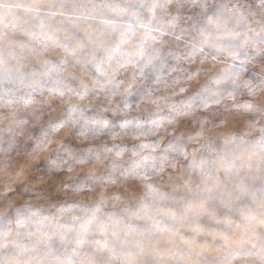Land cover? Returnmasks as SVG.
I'll use <instances>...</instances> for the list:
<instances>
[{"label":"clouds","instance_id":"9594fccd","mask_svg":"<svg viewBox=\"0 0 264 264\" xmlns=\"http://www.w3.org/2000/svg\"><path fill=\"white\" fill-rule=\"evenodd\" d=\"M0 264H264V0H0Z\"/></svg>","mask_w":264,"mask_h":264}]
</instances>
